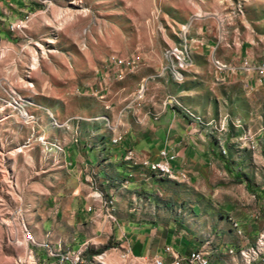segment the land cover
<instances>
[{
    "label": "rangeland",
    "instance_id": "obj_1",
    "mask_svg": "<svg viewBox=\"0 0 264 264\" xmlns=\"http://www.w3.org/2000/svg\"><path fill=\"white\" fill-rule=\"evenodd\" d=\"M201 23L222 41L219 64L194 66L189 25ZM237 49L264 63V0H0V264H23L29 247L45 250L33 231L48 198L63 193L61 148L106 122L110 80L141 70L137 95L165 86V98L223 146L258 201L264 234V77L219 75L242 65ZM113 248L89 253L123 264Z\"/></svg>",
    "mask_w": 264,
    "mask_h": 264
},
{
    "label": "crops",
    "instance_id": "obj_2",
    "mask_svg": "<svg viewBox=\"0 0 264 264\" xmlns=\"http://www.w3.org/2000/svg\"><path fill=\"white\" fill-rule=\"evenodd\" d=\"M189 26L194 29V66L222 61V41L213 39L211 25ZM254 54L237 49L233 58H242V65L225 66L219 75L238 71L261 81L264 71L258 69L264 63L257 64ZM146 77L141 70L131 78L110 80L103 101L106 122L86 125L61 148L67 177L63 193L48 198L33 231L38 242L48 243L38 246L45 247L53 264L61 263L71 248L81 264L89 257L87 264H106V253L89 252L107 245L128 246L133 257L143 259H168L165 247L170 246L182 257L200 251L209 264H264L255 195L226 164L223 146L212 142L202 123L165 98V86L137 95ZM105 83L102 75L96 86ZM163 150L174 155L172 176L159 178L150 162L159 160ZM111 200L107 219L105 202ZM256 238L259 243L252 245Z\"/></svg>",
    "mask_w": 264,
    "mask_h": 264
},
{
    "label": "built area",
    "instance_id": "obj_3",
    "mask_svg": "<svg viewBox=\"0 0 264 264\" xmlns=\"http://www.w3.org/2000/svg\"><path fill=\"white\" fill-rule=\"evenodd\" d=\"M113 62V61H111ZM115 65L119 64L118 62H113ZM217 64H219L216 61ZM259 71H264V64H262L259 69ZM141 93V91L139 90ZM160 159L156 161L150 162L151 164H160L168 169V171L172 174V170L169 165V161L174 157V155L169 154L167 150H163L160 152ZM107 211L108 207L105 206V216L107 217ZM108 219V218H107ZM114 250H117L119 252V257L123 259V264H200V253L199 251H194L190 253L189 256H179L177 255L172 247L167 246L165 247V252L168 255V259H164L162 257H154L151 259H143V258H135L131 255L130 248L128 246H118L117 248H114ZM27 259L23 261V264H28L29 259H36V264H49V262L45 259L44 253H42L41 250H34L29 247L28 253H27ZM90 258V257H89ZM88 258V260H89ZM87 260V263H88ZM76 258H75V249L71 248V263L68 264H75ZM86 263V264H87ZM59 264L60 260H59Z\"/></svg>",
    "mask_w": 264,
    "mask_h": 264
},
{
    "label": "bare ground",
    "instance_id": "obj_4",
    "mask_svg": "<svg viewBox=\"0 0 264 264\" xmlns=\"http://www.w3.org/2000/svg\"><path fill=\"white\" fill-rule=\"evenodd\" d=\"M150 169H151V171L156 172L157 177H159V178L172 176V174L168 171V169L166 167L160 165V164H151ZM113 203L114 202L112 200L105 202L106 206L110 209L113 208ZM107 218H108V211H107ZM43 253H44V251H43ZM199 253H200V251H199ZM44 255H45V259L47 260L46 254H44ZM75 258H76L75 264H81L82 261H81L80 254L75 252ZM89 261H90V259H89ZM50 263L51 262H49V264ZM68 263H71V253H67L65 255H62V257H61V264H68ZM28 264H29V260H28ZM56 264H59V263H56ZM200 264H209V262L207 260H202L201 253H200Z\"/></svg>",
    "mask_w": 264,
    "mask_h": 264
}]
</instances>
